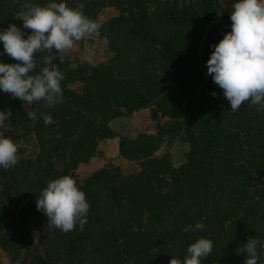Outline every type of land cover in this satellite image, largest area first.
<instances>
[{
	"label": "trees",
	"instance_id": "1",
	"mask_svg": "<svg viewBox=\"0 0 264 264\" xmlns=\"http://www.w3.org/2000/svg\"><path fill=\"white\" fill-rule=\"evenodd\" d=\"M50 2L84 4L94 21L99 9L114 6L118 13L98 23L97 34L112 55L77 66L54 60L64 73L54 106L40 101L27 108L0 91V111L13 113L7 123L23 128L17 137L34 132L39 147L34 159L0 168V247L10 264H168L183 259L200 237L213 241L201 264H243L247 239L264 240V111L244 102L232 112L206 74L212 46L231 31L238 0H0V30L14 20L22 28L16 17L23 5ZM149 2H155L151 9ZM22 30L25 38L31 31ZM0 62L17 61L4 54ZM144 107L156 120L155 132L132 135L112 126L114 118ZM41 112L54 123L45 124ZM165 137L188 143L178 165L168 152L156 153ZM107 139L135 169L123 173L110 163L81 180L74 176ZM64 175L90 205L83 229L77 224L67 233L48 225L35 205L47 181ZM197 222L202 231L193 230ZM30 225L40 232L37 242L27 237ZM258 252L264 264V249Z\"/></svg>",
	"mask_w": 264,
	"mask_h": 264
},
{
	"label": "clouds",
	"instance_id": "2",
	"mask_svg": "<svg viewBox=\"0 0 264 264\" xmlns=\"http://www.w3.org/2000/svg\"><path fill=\"white\" fill-rule=\"evenodd\" d=\"M84 4L69 7L65 2H50L46 6L25 4L17 19L22 28L9 24L0 30L3 53L16 63L0 62V91L12 98L32 104L45 101L54 106L62 99L61 81L64 73L53 62L72 49L75 41L98 34L100 25L84 14ZM229 15L231 31L215 44L206 61L207 75L223 91L232 112L244 102L264 111V0H238ZM22 29H30L25 38ZM41 53L42 66L37 71L36 54ZM213 96L215 92L211 93ZM10 109L0 111V128L10 121ZM36 121L37 113L28 112ZM45 124L54 123L50 113L41 112ZM17 147L11 138L0 133V168L8 170L18 163ZM36 209L43 212L48 225L65 233L87 222L90 205L85 193L70 175L49 179L47 186L35 200ZM197 222L193 230L202 231ZM258 248L264 249V240L249 237L244 243L243 264H260ZM213 241L200 237L186 249L183 259L171 258L168 264H201L212 255Z\"/></svg>",
	"mask_w": 264,
	"mask_h": 264
},
{
	"label": "rangeland",
	"instance_id": "3",
	"mask_svg": "<svg viewBox=\"0 0 264 264\" xmlns=\"http://www.w3.org/2000/svg\"><path fill=\"white\" fill-rule=\"evenodd\" d=\"M219 3L224 2V0H218ZM112 6V5H108ZM108 6H104L101 9H99L97 15H96V22H104L107 20L109 13L106 12V8ZM155 6V2H149L148 8L151 9ZM114 7V6H112ZM118 12V10H117ZM100 20V21H99ZM14 24L17 27L21 28V25L17 20H14ZM207 27V26H206ZM112 55V51H110L106 44V39L104 37L98 36L97 34L92 37H85L84 39L80 41H75L73 44L72 49L68 50L67 52L63 53L61 56L62 62L66 66H77L82 61H89L93 64H97L100 62L106 61L110 56ZM70 86H77V83H70ZM25 107H30V104L24 102ZM149 112V107H144ZM145 118L149 117L148 115H144ZM125 117H116L111 121L112 126L119 132L126 133V126L120 125V121ZM151 120L144 126H138L135 130H132L130 134H136L138 131H144V132H155V124L156 120L150 118ZM144 120V119H143ZM119 121V123H118ZM136 131V132H134ZM23 132V128L21 127H13L10 126L7 121H5L4 127L0 128V133H3L7 137L11 138V140L14 142V144L17 147V155L19 159H27V158H35L36 152L38 151V141L36 139V135L34 132H28L24 135L18 136ZM107 141H109L107 139ZM116 143V140H113ZM110 143L106 142L105 140H100L97 148L96 153L97 157H95L98 166H102L105 164H116L120 167L121 171L123 173L131 172L135 169L137 166V163L135 161L128 160L124 157H121L119 155H116V151L114 148L110 149ZM112 147V146H111ZM189 148L188 143L180 141L178 139L174 140H167V137H165L164 142L161 144L160 148L156 151V153H169L171 156V159L175 165H178L180 162H182L185 159V152ZM117 150V149H116ZM95 156V155H94ZM94 156H92L94 158ZM91 157V158H92ZM87 162V161H86ZM61 161H56L55 166L57 169L61 168ZM84 164V163H83ZM86 164V163H85ZM82 167V166H81ZM79 168V166L73 171L74 176H76L78 179H83L87 175H89L91 170L88 169V167ZM27 237L32 242H37L40 238V232L33 226H28L26 229ZM40 240V239H39ZM24 250L21 249L20 252H23ZM11 259L9 258L8 254L2 250L0 247V264H10Z\"/></svg>",
	"mask_w": 264,
	"mask_h": 264
},
{
	"label": "crops",
	"instance_id": "4",
	"mask_svg": "<svg viewBox=\"0 0 264 264\" xmlns=\"http://www.w3.org/2000/svg\"><path fill=\"white\" fill-rule=\"evenodd\" d=\"M106 12H108L109 13V15H108V17L107 18H109V17H111V16H114V15H116L118 12H117V9L115 8V7H112V6H108L107 8H106ZM100 21V20H99ZM99 23H101V22H99ZM148 115V117H149V120H148V118H145L144 117V115ZM119 117H125V118H123L121 121H120V123H119V121H118V123L120 124V125H122V126H126V133H128V134H130V132L132 131V130H135L138 126H144V124L146 123H148L151 119V117H150V115H149V112L147 111V109L146 108H140L139 110H137V111H134L132 114H130V115H126V116H119ZM144 119V120H143ZM134 132H136V131H134ZM152 132H154V131H152ZM108 142V141H107ZM109 143V142H108ZM113 149V151H114V147H111L110 146V149ZM115 151H116V149H115ZM95 157H97V155H95L94 156V158L92 157V158H90V160L89 161H87V162H82V163H80L79 164V168L81 167V168H84L85 166L86 167H88V169L89 170H91L90 172H92L94 169H96V168H98V167H100V166H98L97 165V162H99V161H101V160H99V161H96L95 160ZM122 157V156H121ZM84 163V164H83ZM86 163V164H85Z\"/></svg>",
	"mask_w": 264,
	"mask_h": 264
}]
</instances>
